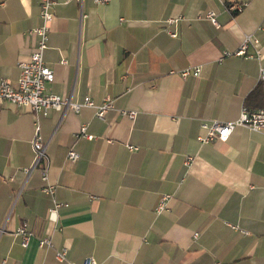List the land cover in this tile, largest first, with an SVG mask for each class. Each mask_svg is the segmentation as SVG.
<instances>
[{"label": "crops", "instance_id": "crops-1", "mask_svg": "<svg viewBox=\"0 0 264 264\" xmlns=\"http://www.w3.org/2000/svg\"><path fill=\"white\" fill-rule=\"evenodd\" d=\"M233 1L243 0H55L45 91L96 104L108 96L137 114L99 119L83 107L35 117L0 98V264H264V130L237 126L225 141H196L202 120L264 108V0L237 13L226 8ZM168 17L178 18L175 37ZM39 23V0H0V80L16 84ZM245 34L257 42L237 55ZM196 67L198 76L180 75ZM34 120L56 199L67 204L55 222L40 169L25 170ZM82 124L92 139L77 136ZM164 194L168 210L156 214ZM23 225L26 247L15 234ZM45 236L53 248L38 246ZM61 249L67 261L55 258Z\"/></svg>", "mask_w": 264, "mask_h": 264}, {"label": "built area", "instance_id": "built-area-1", "mask_svg": "<svg viewBox=\"0 0 264 264\" xmlns=\"http://www.w3.org/2000/svg\"><path fill=\"white\" fill-rule=\"evenodd\" d=\"M81 2V0H77ZM95 4H106L110 0H93ZM55 0H39V18L40 23L38 26L29 30V34L35 37L34 46L30 52L27 60L20 61L18 63V76L16 84L12 85L5 79L0 80V98L4 99L16 106L28 108L35 117L38 115L46 116L51 110H70L78 113L83 107H90L94 110L95 116L99 119H103L105 114L110 110H117L120 114L133 119L137 112L135 110L116 109L112 100L105 96L102 102L96 104L89 96H84L82 101H72L69 97H62L57 94L47 93L45 91V85L51 82L54 78L53 70L44 62V52L48 47L49 40V24L53 18V6ZM247 1H233L230 2L226 8L232 13L240 12ZM207 17L213 23H216L214 13L212 11L207 12ZM178 18L168 17L165 20L164 30L171 37L176 36V32L171 28L173 24H176ZM256 43L257 40L253 34H245L241 43V46L235 54L240 55L244 53L248 43ZM259 51H256L258 55ZM228 54V53H224ZM252 57V55H248ZM259 77L264 81V67L260 68ZM193 74L199 75V68H187L180 72L181 76H187ZM36 120V119H35ZM34 120V131L31 139V146L33 149V161L29 168H26V172H30L35 168L40 169L41 179L43 186L41 191L49 197L50 206L48 208V214L51 221H56L58 218V212L61 208L66 207L67 204L60 202L56 199L55 190L56 184L51 182L48 178V171L50 168V158L46 153V145L42 140L39 132L38 122ZM242 126L252 131L264 130V108L251 110L246 106H242L239 112V116L235 120L230 121H217V120H202L200 127L203 129V133L196 137V141L199 143H208L213 141H225L234 127ZM77 136H83L87 139H92L93 135L87 132L86 124H82L79 127ZM129 149H136L134 146H127ZM79 157L77 151L70 148L67 151L66 158L70 161H75ZM191 156H187L184 160L185 166H189L192 161ZM170 199L169 194L161 195L159 201L155 207V213L160 214L168 210V201ZM20 238V244L26 247L31 237L25 226H21L15 232ZM197 236V233H194ZM38 246L43 248H53L52 240L49 236L41 237L38 239ZM54 256L58 261H67L65 249L55 250ZM70 264H100L93 257L88 256L83 259L81 263L70 262ZM219 264V263H216Z\"/></svg>", "mask_w": 264, "mask_h": 264}]
</instances>
